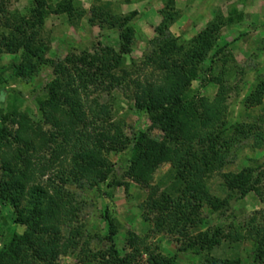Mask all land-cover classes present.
Segmentation results:
<instances>
[{
    "label": "trees",
    "instance_id": "trees-1",
    "mask_svg": "<svg viewBox=\"0 0 264 264\" xmlns=\"http://www.w3.org/2000/svg\"><path fill=\"white\" fill-rule=\"evenodd\" d=\"M72 11L67 3L52 9L47 0H35L28 17L15 16L7 21L12 31L3 38L4 43L9 53L20 54L21 58L14 78L29 80L45 63L49 49L39 38V30L48 15ZM161 13L157 50L145 65L162 76L157 83L139 84L137 92L141 96H136L138 108L147 112L154 128L162 133L161 140L140 133L132 142L123 128L113 123L111 105L102 101L103 95H111L130 78L123 56L131 53L135 31L128 25L136 12L126 17L110 16L106 21L112 27L125 28L120 53L101 48L49 62L56 78L46 87L45 98L37 103L43 124L33 122L17 108L4 116V122L10 121L13 128H0V207L12 206L14 223L26 227V231L14 234L3 247L0 264H59L61 256L78 249L82 204L67 187L96 188L107 183L113 173L109 154L123 152L131 145L133 158L127 176L147 188L143 213L157 234L177 235L185 243L184 251L207 254L202 264H243L240 259L214 257L211 253L226 243L247 239L254 247L255 263L264 264V211L249 220L248 236L220 228L197 231L203 210L227 209L231 194L245 197L254 193L264 204V164L256 170L223 174L229 193L224 199L213 194L207 184L208 176L220 172L244 141L250 137L257 143L264 141V130L227 121L226 101L232 88L226 78L237 68L231 65L234 58L230 52L227 56L218 50L214 55L222 68L209 80L218 87L213 102L199 104L190 97L193 82L217 47L227 20L217 12L189 44L181 45L170 33L179 18L174 1L168 0ZM263 99L264 81H260L245 105L254 109ZM15 143L19 146L14 147ZM164 163L171 166L165 188V182L153 185L154 175ZM28 199L34 202L27 204ZM104 219L106 239L112 246L103 254L84 250L82 264H175L174 259L157 253L149 242L135 235L127 241L130 252L122 257L114 247L119 225L108 211Z\"/></svg>",
    "mask_w": 264,
    "mask_h": 264
},
{
    "label": "rangeland",
    "instance_id": "rangeland-1",
    "mask_svg": "<svg viewBox=\"0 0 264 264\" xmlns=\"http://www.w3.org/2000/svg\"><path fill=\"white\" fill-rule=\"evenodd\" d=\"M173 1L179 18L171 26L170 33L181 45L189 44L217 12H221L227 20L217 47L204 62L200 76L193 82L190 97L199 104L213 102L218 87L209 80L212 76H218L222 68V63L214 55L218 50L225 51L227 56H230V52L234 58L231 65L237 68L230 78H226L232 88L226 101L227 121L232 125L243 124L247 128L264 130V99L254 109L245 105L250 92L260 81H264V0ZM167 2L168 0H47L52 9L60 3L70 4L72 14L48 15L39 30V38L49 49L45 63L39 65L37 73L31 79L20 80L13 76L15 67L21 62L20 54L9 53L3 38L12 31V26L7 21L15 16L28 17L35 6V0H0V128H13L10 121L4 122L3 118L15 108L26 113L33 122L43 124L37 103L45 98L46 87L56 78L49 62L62 61L70 54L93 53L101 48H110L120 53L121 35L125 28L112 27L106 21L110 16L126 17L136 12L128 25L135 31L131 53L123 56L124 69L130 78L126 85L115 89L111 95H103L102 101L111 105L113 123L121 126L132 142L140 133H147L152 139L161 140L162 133L154 128L147 112L138 108L136 96L140 95L137 87L157 83L162 76L153 67H146L145 62L157 50L156 45L160 39L156 30L163 21L161 12ZM212 61L216 63L211 67ZM16 128L18 127L15 126ZM43 128L48 129L45 125ZM17 146L19 144L15 143L14 147ZM132 158L133 145L123 152L110 153L108 160L113 173L107 183L96 188L67 187L82 204L77 224L82 235L78 249L61 256L59 264H82L84 250L102 254L110 250L112 244L106 239V211L119 225L114 247L122 257L130 252L127 241L135 235L149 242L157 253L174 259L175 264H202L203 257L207 254L199 256L193 251H184L183 239L177 235L157 234L152 223L145 218L143 204L147 199V188L127 176ZM263 164L264 141L257 143L254 137H250L220 172L208 176L207 184L213 194L224 199L229 193L224 186L223 174H238L245 169L256 170ZM170 169V164H162L154 175L153 185L165 182L163 188L168 187L166 177ZM231 196L227 209L219 212L203 210L202 225L197 231L220 228L226 232L231 230L248 236V222L256 213L264 211V204L254 193L245 197H241L239 193ZM32 202L33 199H28L26 203ZM13 213L14 209L10 205L0 207V251L10 243L14 234L22 235L26 231V227L14 223ZM212 255L240 259L243 264H256L254 247L247 239L233 244L226 243L213 251Z\"/></svg>",
    "mask_w": 264,
    "mask_h": 264
}]
</instances>
